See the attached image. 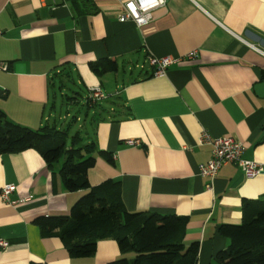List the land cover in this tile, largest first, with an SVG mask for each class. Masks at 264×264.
Returning a JSON list of instances; mask_svg holds the SVG:
<instances>
[{
	"label": "crops",
	"instance_id": "0c3cea01",
	"mask_svg": "<svg viewBox=\"0 0 264 264\" xmlns=\"http://www.w3.org/2000/svg\"><path fill=\"white\" fill-rule=\"evenodd\" d=\"M164 1L138 27L119 20L118 0H0V60L9 64L0 71V108L29 128L70 129L72 122L54 119L56 85L64 95V79L77 73L87 99L90 89L106 95L108 87L76 131L83 143H95L90 184L120 180L132 212L187 215L185 241H199L197 264H223L215 254L229 241L218 228L240 224L246 200H264V169L248 178L229 163L215 177H202L199 165L211 158L212 146L200 137L205 131L242 141L243 158L264 168V96L255 89L264 81V0ZM191 51L196 60L184 59ZM150 56L181 61L155 75ZM107 59L117 70L90 68ZM59 167H49L35 149L0 155V190L16 185L14 203L0 197V239L9 242L0 247V264H108L124 256L107 238L94 256L72 257L59 237L35 224L40 216L68 215L85 192L68 191Z\"/></svg>",
	"mask_w": 264,
	"mask_h": 264
},
{
	"label": "trees",
	"instance_id": "16d2710c",
	"mask_svg": "<svg viewBox=\"0 0 264 264\" xmlns=\"http://www.w3.org/2000/svg\"><path fill=\"white\" fill-rule=\"evenodd\" d=\"M91 62L97 74L117 70V62ZM89 99L87 105L93 106ZM38 151L49 167L59 163L65 188L85 190L68 215L40 216L34 222L44 235L59 237L72 257L94 256L98 241L112 238L124 255L108 264H197L200 243L185 241L187 215L128 210L122 182L109 178L91 185L89 171L95 164V143H83L79 132L46 124L37 129L10 120L0 108V155ZM109 163L112 154L97 151ZM218 232L229 245L215 254L223 264H264V200H246L240 224H222ZM133 254V257L125 255Z\"/></svg>",
	"mask_w": 264,
	"mask_h": 264
},
{
	"label": "built area",
	"instance_id": "2783aa9c",
	"mask_svg": "<svg viewBox=\"0 0 264 264\" xmlns=\"http://www.w3.org/2000/svg\"><path fill=\"white\" fill-rule=\"evenodd\" d=\"M122 7L123 13L120 15L119 20L133 21L138 27H142L150 23L154 18V11L165 5L164 0H118ZM184 59L188 61L196 60L197 51H191ZM180 58H174L171 56L156 57L150 56L149 63L155 68V75H163L167 69L180 62ZM9 70V64L6 61L0 60V71ZM106 95L99 88L90 89V95L88 99L95 101L105 97ZM129 144H136L137 141L128 140ZM200 144H210L212 146L211 158L199 165V175L202 177H215L219 170L229 164L237 163L244 172V175L248 178L254 177L263 171V165L259 162L243 158L246 146L242 141L236 140L231 136L213 137L208 132H203L200 137ZM16 191L15 184H6L0 190V197L7 203H14L11 200V194ZM33 199L30 195L22 198L21 202H29ZM9 242L0 239V247L6 248Z\"/></svg>",
	"mask_w": 264,
	"mask_h": 264
},
{
	"label": "rangeland",
	"instance_id": "374dc122",
	"mask_svg": "<svg viewBox=\"0 0 264 264\" xmlns=\"http://www.w3.org/2000/svg\"><path fill=\"white\" fill-rule=\"evenodd\" d=\"M64 81L67 86V88L64 90V93H63L64 95L61 94V90L59 89L58 84L56 85L57 98H56V110L54 111L55 113L54 119L57 120L59 123V118H61V120H63L62 124L66 123L67 126L69 125V123L72 122L73 125L70 126V129H69V134L72 135L77 130L80 129V126L83 124V122H87L88 117L90 116V113L93 110V107H89L86 104L87 103V90L85 86L80 83L79 76L77 73L72 75L71 80L65 78ZM59 82L60 80L58 79V83ZM109 82H112V80H110ZM104 88H105L104 93L106 95L109 92H111L108 87H104ZM66 95L73 97V99L71 100L67 99ZM105 103H107V101L104 100L103 104ZM48 112H50V110ZM73 117L75 118L83 117V121H78L76 119L77 121L73 122L72 121Z\"/></svg>",
	"mask_w": 264,
	"mask_h": 264
},
{
	"label": "water",
	"instance_id": "95a60500",
	"mask_svg": "<svg viewBox=\"0 0 264 264\" xmlns=\"http://www.w3.org/2000/svg\"><path fill=\"white\" fill-rule=\"evenodd\" d=\"M255 89L258 95L264 96V81L257 83Z\"/></svg>",
	"mask_w": 264,
	"mask_h": 264
}]
</instances>
